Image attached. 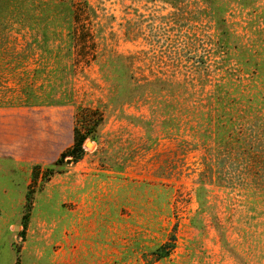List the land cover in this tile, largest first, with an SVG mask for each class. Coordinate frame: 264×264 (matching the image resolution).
Masks as SVG:
<instances>
[{
	"label": "rangeland",
	"instance_id": "rangeland-1",
	"mask_svg": "<svg viewBox=\"0 0 264 264\" xmlns=\"http://www.w3.org/2000/svg\"><path fill=\"white\" fill-rule=\"evenodd\" d=\"M0 264H264V0H2Z\"/></svg>",
	"mask_w": 264,
	"mask_h": 264
},
{
	"label": "trees",
	"instance_id": "trees-1",
	"mask_svg": "<svg viewBox=\"0 0 264 264\" xmlns=\"http://www.w3.org/2000/svg\"><path fill=\"white\" fill-rule=\"evenodd\" d=\"M2 4V0H0V5ZM2 52V49H1ZM134 95V93H133ZM94 119V118H93ZM94 121V120H93ZM96 123H98L96 120L95 122H92L89 126L90 128L88 130H81L80 128H78V126L76 125L74 127V140H73V146L67 150L66 152H64L63 154H61L60 156V160H64L66 158H71L72 161L77 162L79 159L82 158L83 154H84V150H83V143L86 139L88 138H92L94 137L95 134V130L96 127L98 125H96ZM200 195H197V199L199 200ZM165 248H158L157 250H155L153 253V255L157 258V259H162L164 257H166V252L164 251ZM164 251V252H163Z\"/></svg>",
	"mask_w": 264,
	"mask_h": 264
},
{
	"label": "crops",
	"instance_id": "crops-1",
	"mask_svg": "<svg viewBox=\"0 0 264 264\" xmlns=\"http://www.w3.org/2000/svg\"><path fill=\"white\" fill-rule=\"evenodd\" d=\"M42 109H46V108L45 107H32V108H26L20 111L29 112V111H40ZM56 109H58V107ZM3 150H6V149L3 148Z\"/></svg>",
	"mask_w": 264,
	"mask_h": 264
},
{
	"label": "water",
	"instance_id": "water-1",
	"mask_svg": "<svg viewBox=\"0 0 264 264\" xmlns=\"http://www.w3.org/2000/svg\"><path fill=\"white\" fill-rule=\"evenodd\" d=\"M88 143H89V142H87L86 145H88ZM15 228H17V227H15Z\"/></svg>",
	"mask_w": 264,
	"mask_h": 264
}]
</instances>
